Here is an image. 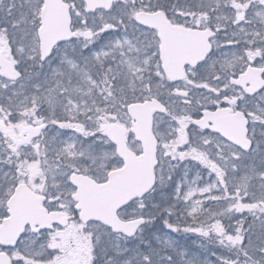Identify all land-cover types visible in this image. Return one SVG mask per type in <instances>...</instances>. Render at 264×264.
<instances>
[{"label": "snow or ice", "instance_id": "6c2138e0", "mask_svg": "<svg viewBox=\"0 0 264 264\" xmlns=\"http://www.w3.org/2000/svg\"><path fill=\"white\" fill-rule=\"evenodd\" d=\"M0 264H264V0H0Z\"/></svg>", "mask_w": 264, "mask_h": 264}, {"label": "rangeland", "instance_id": "374dc122", "mask_svg": "<svg viewBox=\"0 0 264 264\" xmlns=\"http://www.w3.org/2000/svg\"><path fill=\"white\" fill-rule=\"evenodd\" d=\"M186 241H189V240H186ZM192 247L196 249V247H195V246H193V245H192Z\"/></svg>", "mask_w": 264, "mask_h": 264}]
</instances>
